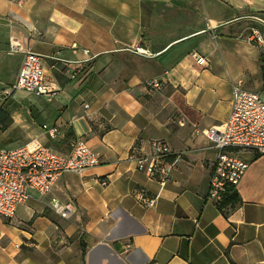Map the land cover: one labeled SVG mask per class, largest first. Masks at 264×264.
<instances>
[{
  "label": "crops",
  "instance_id": "0c3cea01",
  "mask_svg": "<svg viewBox=\"0 0 264 264\" xmlns=\"http://www.w3.org/2000/svg\"><path fill=\"white\" fill-rule=\"evenodd\" d=\"M254 30L264 36V0H0V96L24 58L9 54L11 37L44 58L54 90L44 96L54 107L32 119L6 103L13 124L0 128L60 153L83 138L101 160L0 217V264H264V155L242 154L238 199L217 204L208 199L217 152L203 134L228 120L238 82L264 98ZM153 79L160 90L146 89ZM39 118L63 134L48 139ZM156 140L173 152L165 185L148 163L139 169ZM54 202L71 205L69 218Z\"/></svg>",
  "mask_w": 264,
  "mask_h": 264
},
{
  "label": "built area",
  "instance_id": "2783aa9c",
  "mask_svg": "<svg viewBox=\"0 0 264 264\" xmlns=\"http://www.w3.org/2000/svg\"><path fill=\"white\" fill-rule=\"evenodd\" d=\"M250 41L264 49V36L254 30ZM22 52L24 58L17 79L0 100V107L17 90L36 96H49L54 90L46 83L44 58L30 50H23L10 38L9 54ZM136 52L147 55V50L138 47ZM200 66H207V58L193 54ZM148 91L161 89L157 79L145 82ZM43 131L50 140H57L63 133L58 127L44 124ZM209 141L208 149L215 150L216 160L208 190V199L219 204L224 200L229 188L236 189L249 168L243 157L244 150L264 155V98L257 92L248 90L242 82L233 88L231 111L226 122L203 131ZM152 155L139 160V169L147 165V171L161 185L169 180L173 166L168 161L173 154L163 140L152 143ZM101 164L99 155L83 138H77L68 153H60L52 147L36 141L31 145L8 148L0 145V217L11 219L19 206L26 204L31 193L41 196L49 194L64 174L80 175ZM102 185H107L106 181ZM134 197L144 206L155 205L156 198L136 190ZM53 210L62 218H69L71 205L53 203Z\"/></svg>",
  "mask_w": 264,
  "mask_h": 264
},
{
  "label": "rangeland",
  "instance_id": "374dc122",
  "mask_svg": "<svg viewBox=\"0 0 264 264\" xmlns=\"http://www.w3.org/2000/svg\"><path fill=\"white\" fill-rule=\"evenodd\" d=\"M9 87H12L11 85ZM1 92V91H0ZM1 95V94H0ZM4 96V95H3ZM0 96V100L3 98ZM47 102V98L44 96H36L35 94H31L22 90H17L14 92L12 97L6 102L7 108L12 109L14 113H18L22 116H28L32 119V115L36 114L37 110H41L44 103ZM46 105L50 108L54 107V103H46ZM44 119V118H43ZM46 120V119H44ZM42 118L35 119L36 129H39L40 132H45L42 130L43 121ZM29 138L20 136L17 133H10L6 135L4 131L0 128V145L8 148H17L20 146L31 145L34 141ZM48 146H51L47 143ZM70 147V145H68ZM67 151V149H65ZM247 150L241 152V154L246 153Z\"/></svg>",
  "mask_w": 264,
  "mask_h": 264
},
{
  "label": "trees",
  "instance_id": "16d2710c",
  "mask_svg": "<svg viewBox=\"0 0 264 264\" xmlns=\"http://www.w3.org/2000/svg\"><path fill=\"white\" fill-rule=\"evenodd\" d=\"M263 61V69H264V58H262ZM13 124V120L11 119L10 114L5 109V105L0 107V127L3 130H6L10 128ZM238 194L234 188H229L228 192L226 193V196L224 197V200L222 201L225 203H232L237 201Z\"/></svg>",
  "mask_w": 264,
  "mask_h": 264
}]
</instances>
